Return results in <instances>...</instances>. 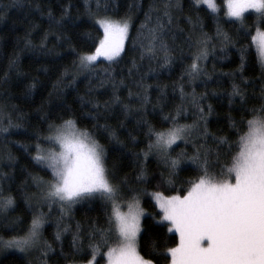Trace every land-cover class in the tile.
I'll use <instances>...</instances> for the list:
<instances>
[{
    "label": "snow or ice",
    "instance_id": "1",
    "mask_svg": "<svg viewBox=\"0 0 264 264\" xmlns=\"http://www.w3.org/2000/svg\"><path fill=\"white\" fill-rule=\"evenodd\" d=\"M13 6H23L22 0H14ZM190 7L197 13L205 11L215 19L216 38L224 52L229 45L234 46V41L223 28L220 12L223 11L227 18L224 23H238L243 38H251L248 48L255 46L262 69L261 77L264 78V0H223L222 6L217 0H190ZM109 8L108 0H95V9L92 8L91 0H85V13L95 20L102 34L95 38L94 50L89 46L87 51L77 54L78 64L75 61L73 63L77 71L97 75L101 58L107 61L108 64L100 71L104 73L105 79L112 82V103L120 104L123 102L115 94L118 85L112 65L118 64L123 58L126 42L132 39V21L127 15L114 18L115 13L108 14ZM246 13L255 16L254 32L251 30L253 26L243 31ZM3 14L4 10L0 9V16ZM182 14L180 0H152L144 14V21L137 29L141 62L145 59L154 60L161 68L174 63L176 57L173 53L177 51V31L174 28L183 33V29H178ZM48 15L52 24L63 27L66 20H71L70 5L62 9L59 19L51 11ZM184 19L192 25L186 41L194 53L186 74L194 80L203 70L201 62L208 59L210 50L214 51V38L203 31L198 14ZM169 37L172 43H169ZM44 40H47V35ZM25 44L31 45V41L26 40ZM132 47L134 50L137 48L136 40H133ZM180 52L183 57V49ZM240 53L242 69L247 49L242 46ZM14 64L15 60L10 61V66ZM139 67L140 64L133 58L128 75L132 76ZM63 76H67V69ZM61 82L62 78L58 79L57 84ZM123 83L121 79L120 84ZM177 86L181 104L176 105L175 115L169 113L162 117L169 127L158 130L141 115L137 123L147 129L144 135L148 144L146 149L134 153L139 162L135 177V183L138 184L148 182L144 165L152 155H156L165 168L166 175L161 173V185L167 183L174 189L180 173L191 166L193 175L182 182L186 188L176 190L172 195H166L163 191L151 193L155 207L159 209L155 214L157 223L161 228L166 227L168 233L175 234L177 240L174 246L168 247L166 242L157 246L153 242L148 255H155L156 260L142 254L139 239L146 231L142 218L147 214L141 207L139 196L141 192L147 194V190L131 187L127 176L119 182L114 181V175L107 167V150L96 139V135L102 129L110 141L121 145L123 142L111 125L107 122L99 124L101 106L96 103L95 112L88 113L97 121L92 130L79 127L77 119L69 114L66 119L58 117L60 123L49 122L47 135L41 130L34 133L36 152L32 158L37 165L42 166V170H49L51 175L49 179L32 177L37 192L25 196L32 210L30 225L24 235H14L8 240L0 237V247L14 248L23 253L36 251L41 264H55L52 257L56 255V250L43 239L44 226L52 208L59 205L62 221L73 205L99 198L103 202L106 223L99 225L93 221L87 230L77 223L73 232L71 259L63 248L59 253L67 264H157L161 259L164 264H264V86L258 95L249 97L246 88L233 84L229 102L239 97L243 113L240 121H233L231 125L236 130L235 140L210 133L208 117L213 112L212 105L209 104L205 110L202 101L206 97H197L194 92L190 103L196 109V119L191 124H180L179 117L187 113L183 102L189 94L184 91L183 83ZM137 87L141 90L136 93L130 91L129 96L137 97L140 107L135 111L140 114L144 105L149 103V98L142 83L138 82ZM250 99L254 101L251 105ZM104 108H108L107 102ZM124 111L131 114L133 108L125 104ZM4 118L3 110L0 109V133L20 127V124L13 123L11 113L7 114V126L4 125ZM132 139L135 141V137ZM177 141L191 144L192 152L182 150L173 155V145ZM45 143L49 146L43 147ZM141 155L144 158L142 161ZM4 179H7L6 174L0 175V180ZM126 186L132 195L126 202L127 211H124L120 199ZM5 191L0 184V213H7L15 206L14 196L10 191L5 195ZM45 206L48 212L42 210ZM70 230L68 225L60 228L58 222L55 240L61 241L63 233Z\"/></svg>",
    "mask_w": 264,
    "mask_h": 264
},
{
    "label": "trees",
    "instance_id": "2",
    "mask_svg": "<svg viewBox=\"0 0 264 264\" xmlns=\"http://www.w3.org/2000/svg\"><path fill=\"white\" fill-rule=\"evenodd\" d=\"M218 1L222 6L223 0ZM108 3L109 15L115 13L114 18L127 15L132 21L130 28L132 39L126 42L123 58L118 64L112 65L118 85L115 94L123 102L120 104L112 103L114 93L112 82L105 79L104 73L100 71L108 64L107 61L101 58V63L96 70L97 75L77 71L74 67V61L78 64L77 54L87 51L89 46H92L94 50V40L102 34L95 20L85 13V0H22L21 7H14V0H0V9L4 10V14L0 16V109L4 113L5 126H7L8 113H11L14 124H20V127H12L7 133H0V175L7 176V179L0 180V184L6 190L5 195L10 191L15 198L14 208L7 213H0V237L8 240L14 235L26 233L32 210L28 207L25 196L37 192L32 177L50 178V171L42 170V166L37 165L32 158L36 152L34 136L36 130H41L44 135H47L49 122L60 123L58 117L63 116L66 119L69 114L77 119L79 127L92 130L93 124L97 121L93 120L88 113H94V105L99 103L101 106L99 124L107 122L123 142L121 145L114 140L110 141L108 134L102 129L96 135V139L107 150L109 172L114 175L115 182L127 176L131 187L147 190V194L141 192L139 196L141 206L147 214L142 218L146 231L141 235L139 244L146 258L156 260L155 255H148L153 242L157 246H162L166 242V246L171 247L175 245L177 237L174 233H168L166 227L161 228L158 225V217H155V214L159 212V209L155 207L151 193L163 191L166 195H172L176 190L186 188L182 182L191 177L193 172L191 166L182 171L175 189L167 183L161 185L163 179L161 173L166 175L165 168L158 157L152 155L144 165L148 182L135 183L139 162L134 153L146 149L148 144V139L144 135L147 129L139 125L137 121L143 115L144 119L155 125L158 130L169 127L168 122L163 121L162 117L169 113L176 114V105L181 104L177 85L183 83L184 91L189 96L183 102L187 113L179 117V123L191 124L196 119V109L190 103L191 94L194 92L197 97H206L202 101L205 110L209 104L212 105L213 112L208 117L210 133L235 140L236 130L231 125L233 121L238 123L243 113L239 97L233 98L232 103L229 102L232 86L235 83L246 88L251 97L253 94H259L260 88L264 86V78L261 77L262 69L257 59L255 46L248 48L251 43L250 36L247 39L243 38L238 23H224L227 18L224 17L223 11L219 14L221 23L234 41V46L229 45L226 52L221 50L220 41L216 38L215 19L205 11L197 13L193 10L190 7V0H180L183 5V14L180 16L178 29L184 31L179 33L177 28H174V31H177L175 39L177 51L173 53L176 59L170 67L161 68L154 60L145 59L142 62L139 60L140 36L137 29L144 21V14L152 0H108ZM69 5L71 20H66L63 27L52 24L49 20V11L59 19L62 9ZM91 5L95 9V0H91ZM197 14L200 16L203 31L214 38L212 44L215 48L214 51L210 50L208 59L201 62L203 70L193 80L186 74L194 53V49H190L186 41L192 25L186 23L184 17L189 15L195 17ZM254 21V14H246L243 31H248L249 26L254 25ZM198 30L199 26H197V32ZM251 30L254 32V26ZM26 40H30L31 45H26ZM133 40L137 42L135 50L132 47ZM169 43H172L171 37H169ZM242 46L247 49V54L241 69L240 48ZM211 47L212 45L210 49ZM180 49H183V57H181ZM133 58L137 60L140 67L132 76H129L128 69ZM12 60H15V64L10 66ZM66 69L65 77L63 74ZM141 77H143L142 81ZM61 78L62 82L57 84L58 79ZM121 79L124 81L123 84H120ZM138 82L143 84L149 98V103L144 105L140 114L135 111L140 107L137 97L129 96L130 91L136 93L141 90L137 87ZM105 102L108 103L107 109L104 108ZM253 102L250 99L249 105ZM125 104L132 106L131 114L125 113ZM132 137H135V141ZM209 143L211 144V139ZM47 146L46 143L43 144V147ZM173 149V155L182 150L192 152L191 144L185 145L183 141H177ZM143 159L141 155L140 160ZM131 195L126 186L123 198ZM58 206L51 210V215L44 226L43 239L51 243L56 250V255L52 257L55 264H67L59 253L63 248L71 259L73 232L77 223L82 229L87 230L93 221L99 225H105L107 217L103 202L99 198L73 205L70 213L62 221ZM42 210L49 211L48 207ZM109 211H111L110 205ZM58 222L60 228L68 225L71 229L63 233L61 241L55 240ZM0 264H41V260L36 251L27 254L13 249L4 250L0 247ZM157 264H164V260H159Z\"/></svg>",
    "mask_w": 264,
    "mask_h": 264
},
{
    "label": "rangeland",
    "instance_id": "3",
    "mask_svg": "<svg viewBox=\"0 0 264 264\" xmlns=\"http://www.w3.org/2000/svg\"><path fill=\"white\" fill-rule=\"evenodd\" d=\"M217 3L219 4V1L217 0ZM222 4H223V2H222ZM246 14H248V13H246ZM49 146V145H48ZM47 146V147H48ZM130 198H131V196L129 197H124L123 198V196L121 197V199H120V202H121V204H122V208H123V210L124 211H127V204H126V202L128 201V200H130ZM140 203L142 204V202H141V199H140ZM111 206V205H110ZM142 207V206H141ZM45 208H47V206H45ZM58 209L60 210V208H59V206H58ZM30 225V224H29ZM11 249H13V250H17V249H14V248H4V250H11ZM17 251H19V250H17ZM20 252V251H19ZM35 251H33V253H34ZM32 253V252H31ZM38 253V252H37ZM27 254H30V253H27ZM35 255V254H34ZM33 255V256H34Z\"/></svg>",
    "mask_w": 264,
    "mask_h": 264
}]
</instances>
